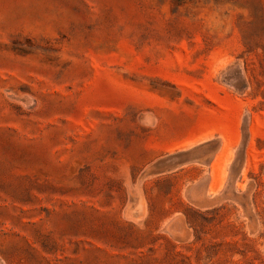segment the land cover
Segmentation results:
<instances>
[{"label":"rangeland","instance_id":"1","mask_svg":"<svg viewBox=\"0 0 264 264\" xmlns=\"http://www.w3.org/2000/svg\"><path fill=\"white\" fill-rule=\"evenodd\" d=\"M0 264H264V0H0Z\"/></svg>","mask_w":264,"mask_h":264}]
</instances>
